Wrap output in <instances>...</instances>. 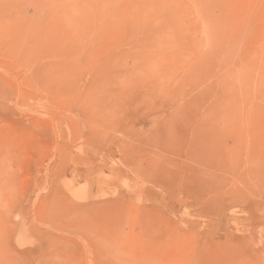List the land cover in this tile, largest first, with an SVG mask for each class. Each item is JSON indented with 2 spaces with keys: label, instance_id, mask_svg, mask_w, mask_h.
Segmentation results:
<instances>
[{
  "label": "rangeland",
  "instance_id": "1",
  "mask_svg": "<svg viewBox=\"0 0 264 264\" xmlns=\"http://www.w3.org/2000/svg\"><path fill=\"white\" fill-rule=\"evenodd\" d=\"M0 264H264V0H0Z\"/></svg>",
  "mask_w": 264,
  "mask_h": 264
}]
</instances>
